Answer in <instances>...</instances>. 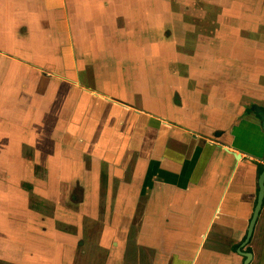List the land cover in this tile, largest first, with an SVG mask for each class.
<instances>
[{
  "label": "crops",
  "instance_id": "0c3cea01",
  "mask_svg": "<svg viewBox=\"0 0 264 264\" xmlns=\"http://www.w3.org/2000/svg\"><path fill=\"white\" fill-rule=\"evenodd\" d=\"M185 1L0 0V264L244 263L264 0Z\"/></svg>",
  "mask_w": 264,
  "mask_h": 264
},
{
  "label": "water",
  "instance_id": "95a60500",
  "mask_svg": "<svg viewBox=\"0 0 264 264\" xmlns=\"http://www.w3.org/2000/svg\"><path fill=\"white\" fill-rule=\"evenodd\" d=\"M254 111L256 112V114L258 115L259 118V123L264 131V110L262 108L256 107V109H254ZM230 153H232L233 155L237 156L238 158L241 157L242 153L240 150L239 151H230ZM264 164V157L261 161ZM258 196H257V203L256 206L254 208L253 211V215L251 217L248 229H247V235L245 238V241L242 243L241 245V249L238 250V253L241 254L244 258L245 261L243 264H250L252 262L253 259V254L252 253H248V252H243L242 248H244L247 244L250 243V240L253 236L257 221L259 219L261 210L263 208L264 205V170L263 172L259 175L258 178Z\"/></svg>",
  "mask_w": 264,
  "mask_h": 264
},
{
  "label": "rangeland",
  "instance_id": "374dc122",
  "mask_svg": "<svg viewBox=\"0 0 264 264\" xmlns=\"http://www.w3.org/2000/svg\"><path fill=\"white\" fill-rule=\"evenodd\" d=\"M153 2H154L155 5L157 4V6L160 7V0H153ZM204 2H206L207 6H210L211 9H215L214 8V0H204ZM181 3H182V0H177V3H175V4L176 5H181ZM176 5H175V7H176ZM183 8L184 9L185 8L186 9L198 8V0H186L185 3L183 4ZM209 12H212V10L209 11ZM197 13H198V11H195V12L191 11L190 16H188V19H190V22L193 25L199 24L201 22L204 23V24L209 23L208 19H212L213 18L212 14L208 15L209 17L199 18ZM174 21H176V18H174ZM211 23H213V21H211ZM175 33H176V31H175ZM176 35H177V33H176ZM192 35L193 36H197V33L192 31ZM161 51L162 50L159 49V55H160ZM21 249H23V248L20 247L18 250H15V255L20 256L21 259H24V257L33 256V255H37L38 256V253H35L33 251H27L26 253H22ZM33 253H35V254H33ZM58 253H57V255H58ZM41 259H43V257ZM41 259L38 261V264H44L43 260H41ZM80 259H81L82 263L85 262V258H80ZM21 261H25V260H21ZM58 261H59L60 264H67L66 260L63 259L62 257H58ZM11 262H15V261L12 260ZM75 263L77 264V262H74V264Z\"/></svg>",
  "mask_w": 264,
  "mask_h": 264
},
{
  "label": "flooded vegetation",
  "instance_id": "af4514ba",
  "mask_svg": "<svg viewBox=\"0 0 264 264\" xmlns=\"http://www.w3.org/2000/svg\"><path fill=\"white\" fill-rule=\"evenodd\" d=\"M175 84H178L177 81H175ZM244 107H245V112L243 114H244L245 117H246V115H248V116H254L259 121L258 116L255 114L256 112L255 111L252 112V110H251V109H256V107H257V106H254L253 101H248L244 105ZM255 159H257L259 161H262L263 158H261V159L255 158ZM261 165L263 166V170H264V164L263 163L261 164L259 162L258 163V168L262 167ZM29 243H31V244L28 245V246H26L28 249L24 247L28 243H25L24 244L23 247L26 249V251L24 253H26L27 251H33L35 253H38V256L37 255H33V256H29V257H24V259H22V260H25V261H23L22 263L23 264H38V261L42 258L43 253H41V252H39L37 250L36 247L39 245L38 243H36V242H29ZM35 253H33V254H35ZM45 254H48L47 257L46 258L43 257V259H41V260H43L44 264H54V261L55 260L58 262V259H55L54 256L51 257L52 254L49 255L48 252L45 253ZM244 261H245V258H244ZM66 262H67V264H71L72 263V261H69L68 259H66Z\"/></svg>",
  "mask_w": 264,
  "mask_h": 264
},
{
  "label": "trees",
  "instance_id": "16d2710c",
  "mask_svg": "<svg viewBox=\"0 0 264 264\" xmlns=\"http://www.w3.org/2000/svg\"><path fill=\"white\" fill-rule=\"evenodd\" d=\"M256 114V113H255ZM257 115V114H256ZM258 116V115H257ZM262 166V165H261ZM263 172V166L258 169V174L260 175Z\"/></svg>",
  "mask_w": 264,
  "mask_h": 264
}]
</instances>
